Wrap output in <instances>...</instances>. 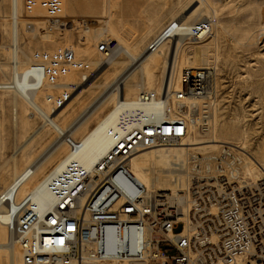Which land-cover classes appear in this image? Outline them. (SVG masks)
Returning a JSON list of instances; mask_svg holds the SVG:
<instances>
[{
	"label": "built area",
	"instance_id": "1",
	"mask_svg": "<svg viewBox=\"0 0 264 264\" xmlns=\"http://www.w3.org/2000/svg\"><path fill=\"white\" fill-rule=\"evenodd\" d=\"M38 3L23 0V10L30 12ZM61 12L56 0L47 1L48 17ZM24 27L45 31L36 20ZM210 28L208 18L195 21L187 38L207 37ZM117 47L110 36L98 40L95 62L63 44L38 47L32 58H49L56 66L32 62L27 69L31 89L40 86L47 71L60 84L78 72L76 85L84 83L104 68ZM213 70L183 69L177 90L166 85L163 94L143 90L130 101H118L109 146L88 167L67 158L82 141L58 131L67 153L61 166H51L40 180L53 207H30L24 195L17 200L1 196L8 217L4 225L21 250L20 264H264V176H243L234 147L225 144L214 154L188 152L186 183L177 191L183 206L171 202L170 190H149L130 170L138 152L212 132L216 95L208 82ZM45 99L56 109L65 95L54 91ZM115 117H124V126H115ZM32 172L33 162L22 176ZM163 242L173 254L160 249Z\"/></svg>",
	"mask_w": 264,
	"mask_h": 264
},
{
	"label": "bare ground",
	"instance_id": "2",
	"mask_svg": "<svg viewBox=\"0 0 264 264\" xmlns=\"http://www.w3.org/2000/svg\"><path fill=\"white\" fill-rule=\"evenodd\" d=\"M47 1L48 0H39L38 6L43 12H45ZM192 1H196L198 4L195 5L186 17L180 15V12L183 10L173 13L168 23L157 30L145 47L140 48L138 44L140 39L133 32L128 33V35L130 39H134V43L128 44L120 39L118 32L120 21L117 19L115 10L116 5L111 0L108 6L105 7L104 11H107V13L105 12L103 17L102 15L93 14L100 5V0H87V3L84 5H80L77 0H56L61 6L62 12L55 17L61 16L64 20H81L86 29L83 30L82 33L83 39H79L78 41L80 42L79 45L68 42L65 46L72 48L76 56V53L86 55L91 45H96V42L102 39L101 36L105 33H110L116 36L120 40V43L116 51L106 60L107 64L115 65L123 62L126 64L123 69L116 71L110 78H108V76H100L104 68L102 72L98 73L95 77H91L89 80L85 81L84 84H86V86L84 87H103L104 91L88 104L84 105L74 118H71L69 115L59 118L58 115L67 104L66 100L69 94H71L70 92L74 87L82 84L79 83L76 85L78 82L77 76L80 78L79 74L78 72L71 74L65 79L63 84H60L55 81L54 72L47 71L43 75L40 86L31 89L29 73L27 71L29 65L32 62H40L44 63L48 69H52L56 66V63L49 58L33 59V51L29 55V50H25L29 49V46H27V48L22 46V0H8L9 76L6 77L5 80L0 79V92L3 94H11V101L13 104L21 106L24 110L30 108L31 111L29 112L39 116L43 120V124L47 125L48 128L45 130L42 129L41 127L43 125L36 127L21 143H16L14 145L11 154L7 157H3L0 149V172L2 175L7 172L6 166L10 158L13 163L10 179L4 186L0 185V194H2L0 195V264H20L21 262V250L19 246L13 242L11 234L4 225L8 217L4 212L1 196L11 197L17 200L24 195V201L29 203L30 207H53V199L48 194L46 186L41 183L40 180L47 172V170L44 171L47 164L53 162L52 166L55 165L56 167H60V160L67 153V149L63 146L64 143L62 139L58 136L59 130L65 131L71 136L76 137L75 139L82 141L81 148L72 156H67V158H71V160L77 161L81 165L88 167L100 154L105 152L109 146L108 133L112 126V115L117 109L115 105L118 101L121 99L130 101L143 90L152 89L157 93L161 92L163 94L166 85L168 88H171L170 90L179 89V76L181 71L187 68H207V65H199L194 62L195 60L205 58L207 54L208 57L212 58L213 67L216 68L215 62L218 57L217 39L220 33L226 31L227 26L225 27L224 21L220 17L221 15L219 16L218 9L209 6L211 4L208 3V0ZM77 9L82 12V16L76 15L75 11ZM263 12L264 9H262V7L254 8V6H252L246 13H243L239 17H231L229 22L232 23L237 19L236 34L242 38H248L249 30L252 25L250 21L256 24L262 23ZM27 13L29 17L33 18L32 20L41 23L40 26L42 28L52 31L57 25L52 22H47L44 18L39 16L37 8ZM202 13L208 15L210 22L211 20L213 21L214 30L213 32L210 30L208 35L212 38L211 49L202 46L191 54L185 53L182 41L183 39L189 40L187 34L191 32L194 24V22L191 23L189 19L199 18ZM175 19H178V21ZM146 27L147 25L144 24L143 28ZM210 29H212V22ZM66 33L70 36L72 34V32ZM205 38L206 37L199 40ZM52 40H54V37ZM248 43L250 44V42ZM83 44L86 45L84 47L80 46ZM2 47L3 44L0 35V50ZM121 54L127 58L126 61L118 59ZM85 57L93 62L96 61V59H91L90 56ZM2 64L3 63L0 61V72L4 73ZM32 74L35 78H40L37 72L34 71ZM95 78H100L101 81L93 82ZM208 85L209 88L213 87L212 77H210ZM54 91L61 92V94L65 95L66 103L64 101V105L58 107L62 109H52V106L45 99L46 94H52ZM2 93H0V97ZM23 104H25V106ZM13 112L12 118L16 120V112ZM115 126H124V117H115ZM51 131L55 132V135L50 134ZM217 132L219 135H230L234 137L237 142L236 148L242 152L245 151L246 139L243 129H240V127L238 128L234 124L227 125L225 123H219ZM35 137L38 139V142L46 138L47 143L44 152L33 161V172L31 176L24 178L22 173L24 171H29V164L24 168L18 169L16 155L23 148H31V145L37 144L38 142L33 141ZM222 143L227 142L220 141L212 131L211 136L205 139L194 136L185 140V143H182L183 145L180 144L170 148L161 147L141 151L131 158L130 170L152 191L159 188L161 184L166 187V181L168 180L169 182H167L172 192L175 194L171 202L183 206L186 202L184 203V200L181 199L182 196L178 194L176 190H181L186 183L187 168L185 153L190 150L204 152L206 148L215 150L218 146H223L221 145ZM247 157L255 163L251 157ZM175 164H179L182 168L169 167ZM184 165L185 167H183ZM243 165L246 173L250 174L252 171L251 168L248 167V164L244 163ZM256 166L264 172L263 166L259 164H256ZM183 170L186 172L185 176L182 173ZM162 172L169 175H167V180H164L161 175H159ZM185 212V210H182L183 214H185ZM120 234L121 233L118 232L117 238H119Z\"/></svg>",
	"mask_w": 264,
	"mask_h": 264
},
{
	"label": "rangeland",
	"instance_id": "3",
	"mask_svg": "<svg viewBox=\"0 0 264 264\" xmlns=\"http://www.w3.org/2000/svg\"><path fill=\"white\" fill-rule=\"evenodd\" d=\"M114 2L117 19L120 21L119 24V36L122 41L128 44L134 43V39H130L128 33L133 32L137 35L139 40V47L143 48L148 44V42L153 38V35L157 30L168 23L170 17L173 13L180 12L181 16H187L189 12L198 3L192 0H111ZM80 5L87 3V0H77ZM110 0H100V5L93 14L102 15L107 13L105 7L108 6ZM246 2V3H245ZM248 2V3H247ZM209 6L215 7L218 10L219 16L224 21L226 31L220 33L217 39V60L215 62L216 68L213 67L212 58L208 57L195 60V64L211 66L214 70L212 71V81L213 88L216 95V109L213 118V134L220 141H226L227 143H222L221 145L227 144L228 146L234 147L232 149L238 155H240L241 163V174L243 176H258L263 177L264 172H262L256 164L264 167V12L262 23L256 24L250 21L251 28L248 38L240 37L236 34L235 29L237 26V19L234 22H229L231 17H239L243 13H246L248 9L252 6L254 8L262 7L264 9V0H208ZM250 3V4H249ZM105 4V5H104ZM252 5V6H251ZM37 10L39 16L44 18L47 22H52L57 24L54 30L50 31L45 29V31H34L25 30L24 24L28 20H32L29 14L23 10V0H22V14L23 21L21 27L22 36V46L27 48L29 46V55L38 47L49 46L55 47L57 45L63 44L64 46L71 42L72 44H78L79 39H83L82 33L84 28V23L81 20H64L63 17H47L43 10L37 5ZM77 16H82V12L78 9L75 11ZM221 13V14H220ZM235 17V18H236ZM208 18V15L202 13L199 18H190V22H195L198 20H203ZM178 21V19H175ZM227 20V21H225ZM81 21V22H80ZM69 22L65 26V23ZM212 22L213 32L214 26ZM228 22V23H227ZM226 23V24H225ZM41 24V23H39ZM146 24L147 27L143 28ZM254 24V26H253ZM256 24V25H255ZM254 28H253V27ZM72 29V30H70ZM76 29V30H74ZM252 29V30H251ZM9 9L8 0H0V35L3 47L0 50V61L3 63L4 73L0 72V79L5 80L9 76ZM66 32H72L71 36ZM212 34V33H211ZM210 34V35H211ZM112 37L117 40L118 44L120 40L110 33H105L101 38ZM54 37V40L52 38ZM211 36L206 37L203 40L190 41L183 39V47L185 53L191 54L193 51L198 50L199 47L205 46L211 49L212 40ZM250 42V44L248 43ZM97 43V42H96ZM86 44L80 45L84 47ZM95 45L90 46L88 54L83 55L81 53H76L77 56H90L91 59H96L94 50ZM206 55V54H205ZM118 59L126 61L127 58L121 54ZM126 64L118 63L115 65H106L100 76H108L110 78L116 71L123 69ZM99 72V73H100ZM158 74V73H157ZM96 79V78H95ZM93 82L101 81L100 78ZM86 84L82 83L80 86L74 87L70 92L67 104L64 106L58 117L61 118L65 115H69L74 118L80 112V109L98 96L102 91L103 87H84ZM80 90V91H79ZM63 91V90H62ZM2 93V92H0ZM61 93V92H59ZM0 149L3 157H7L11 154L12 148L16 143H21L24 138L27 137L36 127L43 125L42 129H47L48 126L43 124V120L34 113H30V108L27 110L23 109L19 105L13 104L11 101V94L2 93L0 97ZM69 100V101H68ZM65 101V103H66ZM25 106V104H23ZM58 108V109H60ZM13 111L16 112V120H14ZM28 111V112H27ZM106 112V111H104ZM30 113V115H29ZM56 113V112H55ZM104 114V113H101ZM219 123H225L227 125L234 124L238 128L245 131L246 148L242 152L236 148L237 142L234 137L230 135H219L218 126ZM50 134L55 135V132H50ZM209 135H200L199 138H208ZM73 137V136H72ZM76 138V137H73ZM35 137L34 142H38ZM47 139H41L35 145H31V148H23L16 155L17 168L21 169L27 166L29 163L33 162L35 158L40 156L44 152ZM66 148V146L63 144ZM170 148L174 146H158L156 148ZM218 146L215 150H209L206 148L204 152L190 150L189 153L194 151L195 153H206L211 152L212 154L219 152ZM209 150V151H208ZM241 153H240V152ZM185 153V158L187 159ZM210 153V154H211ZM235 153V154H236ZM25 154V155H24ZM251 157L255 163L248 159ZM56 160V158H55ZM244 163L248 164L251 168V173L247 174L244 169ZM11 158L8 160L6 169V174H1L0 172V182L4 179V184L10 179V173L12 171ZM52 163L47 164L44 171L49 170ZM170 168H182L179 164L174 166H169ZM185 167V165L183 166ZM43 171V172H44ZM183 175H186L185 170H183ZM43 174V173H42ZM164 180H167V175L165 172L160 173ZM41 176V175H40ZM38 176V177H40ZM169 176V175H168ZM166 178V179H165ZM168 181V180H167ZM166 181V187L161 184L159 188L155 189L158 191H171L172 195H175L170 188L169 181ZM1 185V186H4ZM177 192V190H176ZM178 228V226L176 227ZM160 249L166 254H173L174 250L169 246L168 243H161Z\"/></svg>",
	"mask_w": 264,
	"mask_h": 264
},
{
	"label": "crops",
	"instance_id": "4",
	"mask_svg": "<svg viewBox=\"0 0 264 264\" xmlns=\"http://www.w3.org/2000/svg\"><path fill=\"white\" fill-rule=\"evenodd\" d=\"M4 182H5V180L3 179V180L0 182V184H1V185H3V184H4Z\"/></svg>",
	"mask_w": 264,
	"mask_h": 264
}]
</instances>
